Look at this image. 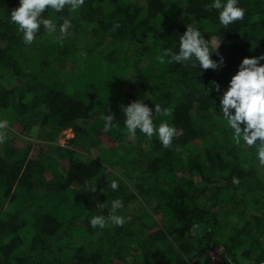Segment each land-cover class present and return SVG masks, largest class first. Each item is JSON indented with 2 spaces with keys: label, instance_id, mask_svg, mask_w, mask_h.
Here are the masks:
<instances>
[{
  "label": "trees",
  "instance_id": "trees-1",
  "mask_svg": "<svg viewBox=\"0 0 264 264\" xmlns=\"http://www.w3.org/2000/svg\"><path fill=\"white\" fill-rule=\"evenodd\" d=\"M210 2L85 0L76 12L46 9L57 33L41 27L26 45L10 21L19 0H0V118L9 121L0 144V264L264 260V169L212 111L213 86L226 89L243 58L264 54V0H240L244 19L227 28L217 27ZM65 20L68 35L57 41ZM193 20L220 43L222 69L157 60ZM138 99L153 115L155 104L171 110L177 135L169 147L120 130L121 108ZM109 111L120 128L104 133L101 115ZM67 129L73 137L62 145ZM61 161L65 173L54 169ZM96 180L88 193L86 183ZM116 198L124 225L93 229L89 218L107 216ZM198 224L207 225L202 235L192 232Z\"/></svg>",
  "mask_w": 264,
  "mask_h": 264
},
{
  "label": "clouds",
  "instance_id": "clouds-1",
  "mask_svg": "<svg viewBox=\"0 0 264 264\" xmlns=\"http://www.w3.org/2000/svg\"><path fill=\"white\" fill-rule=\"evenodd\" d=\"M84 3L85 0H19V6L11 12L10 21L17 26V31L21 34L24 44L31 45L37 38L41 27L46 34L57 33L55 18H45L46 9L61 13L65 8H68L71 12H76ZM208 8L217 11L218 28H227L234 22L243 20L245 16V9L240 6V0H211ZM69 26L70 21L68 20L59 26L57 41H62L68 35ZM219 44L216 43V37L205 39L200 30V24L193 20L186 26L185 32L179 35L173 48L164 49L157 60L163 62L167 57L171 62L185 67L191 66L202 72L207 69L220 70L226 65V61L224 56L217 51ZM214 52L218 57L216 60L212 59ZM262 62H264V54L243 58L237 71L228 81L226 89L215 84L212 91L217 93L219 105L218 112L216 104L212 111L215 115L222 117L220 123L230 130L234 144L255 149L258 166L264 169V63ZM121 110L123 128L120 130L126 132L130 138L135 137L137 132L149 140L155 136L162 146L167 148L177 135L176 128L167 119L171 113L169 108L155 104V115H153V109L145 104L144 100L138 99L128 106L122 107ZM157 116L164 118L159 124L154 122ZM101 120L104 133L120 128L118 120L111 111L107 115L102 114ZM8 130L9 121L0 118V144L7 139ZM65 131L72 132L71 129ZM86 187L88 193L96 192L97 180L87 182ZM110 188L113 192L117 191L119 181L112 180ZM103 204L101 203V207ZM123 208L122 199L111 200L108 215H92L89 218L90 226L93 229H104L109 223L123 226L125 217L119 214Z\"/></svg>",
  "mask_w": 264,
  "mask_h": 264
},
{
  "label": "rangeland",
  "instance_id": "rangeland-1",
  "mask_svg": "<svg viewBox=\"0 0 264 264\" xmlns=\"http://www.w3.org/2000/svg\"><path fill=\"white\" fill-rule=\"evenodd\" d=\"M73 137V133L71 131H64L62 134H61V137L59 138V143L62 144V145H66L68 143V140ZM26 138V137H25ZM29 139H31L32 141L36 142L38 141L37 138L35 137H31V136H28ZM60 163V165H59ZM56 166H55V170L58 171V172H63L65 173V170L68 168V162L67 161H61L59 162ZM211 258L212 259H215L216 257L214 255H211ZM118 264H122L123 262H118ZM125 264V263H124Z\"/></svg>",
  "mask_w": 264,
  "mask_h": 264
},
{
  "label": "water",
  "instance_id": "water-1",
  "mask_svg": "<svg viewBox=\"0 0 264 264\" xmlns=\"http://www.w3.org/2000/svg\"><path fill=\"white\" fill-rule=\"evenodd\" d=\"M206 227H207V225H204L203 227H202V225H200V224L195 225V226H193V228H192V232H193L194 234H196V235H202L203 232L206 230Z\"/></svg>",
  "mask_w": 264,
  "mask_h": 264
},
{
  "label": "built area",
  "instance_id": "built-area-1",
  "mask_svg": "<svg viewBox=\"0 0 264 264\" xmlns=\"http://www.w3.org/2000/svg\"><path fill=\"white\" fill-rule=\"evenodd\" d=\"M220 251H221V249L219 247L212 254H210V258H211V255H214L216 257L215 259L211 258L212 261L216 262V261L220 260V258H221L220 257ZM258 264H264V260L259 262Z\"/></svg>",
  "mask_w": 264,
  "mask_h": 264
}]
</instances>
